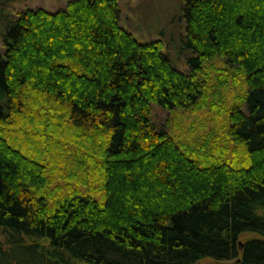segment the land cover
Segmentation results:
<instances>
[{
  "label": "trees",
  "instance_id": "trees-1",
  "mask_svg": "<svg viewBox=\"0 0 264 264\" xmlns=\"http://www.w3.org/2000/svg\"><path fill=\"white\" fill-rule=\"evenodd\" d=\"M179 17L187 74L117 0L0 8V264H264V0ZM216 58L246 90L224 142L180 147L152 106L213 103Z\"/></svg>",
  "mask_w": 264,
  "mask_h": 264
},
{
  "label": "rangeland",
  "instance_id": "rangeland-1",
  "mask_svg": "<svg viewBox=\"0 0 264 264\" xmlns=\"http://www.w3.org/2000/svg\"><path fill=\"white\" fill-rule=\"evenodd\" d=\"M66 1L0 0V8L11 14L24 9L54 12L62 9ZM117 2L121 13V27L142 43L159 40L163 46V53L172 65L187 74L185 59L188 53L180 46L184 31L183 21L179 17L183 0H117ZM225 69L224 61L218 58L206 62L203 66L201 76L205 77L214 90L215 95H211L213 103L209 101L200 109L187 111H168L152 106L154 124L162 130L169 129L180 147L192 145L195 148L205 141L211 147L225 141L227 112L231 106L240 103V96L246 90L243 76L234 68L226 75L225 84L223 77Z\"/></svg>",
  "mask_w": 264,
  "mask_h": 264
}]
</instances>
